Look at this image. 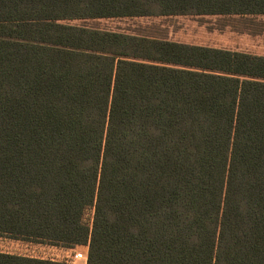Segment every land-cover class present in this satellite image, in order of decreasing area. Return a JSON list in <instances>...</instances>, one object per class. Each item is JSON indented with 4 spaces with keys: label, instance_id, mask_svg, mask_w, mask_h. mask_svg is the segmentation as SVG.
Segmentation results:
<instances>
[{
    "label": "trees",
    "instance_id": "16d2710c",
    "mask_svg": "<svg viewBox=\"0 0 264 264\" xmlns=\"http://www.w3.org/2000/svg\"><path fill=\"white\" fill-rule=\"evenodd\" d=\"M261 14L0 0V235L88 247L89 264H264V55L75 23Z\"/></svg>",
    "mask_w": 264,
    "mask_h": 264
},
{
    "label": "rangeland",
    "instance_id": "374dc122",
    "mask_svg": "<svg viewBox=\"0 0 264 264\" xmlns=\"http://www.w3.org/2000/svg\"><path fill=\"white\" fill-rule=\"evenodd\" d=\"M78 24L126 33H141L172 41L264 55V14L171 15L76 21ZM93 210L85 212L92 221ZM82 248L78 249L80 251Z\"/></svg>",
    "mask_w": 264,
    "mask_h": 264
},
{
    "label": "crops",
    "instance_id": "0c3cea01",
    "mask_svg": "<svg viewBox=\"0 0 264 264\" xmlns=\"http://www.w3.org/2000/svg\"><path fill=\"white\" fill-rule=\"evenodd\" d=\"M80 248H82L81 250L87 253L88 247L84 246L66 247L33 240L11 238L7 235H0V253L31 259L70 263L68 261V257L75 250ZM75 264L85 263L78 261Z\"/></svg>",
    "mask_w": 264,
    "mask_h": 264
},
{
    "label": "built area",
    "instance_id": "2783aa9c",
    "mask_svg": "<svg viewBox=\"0 0 264 264\" xmlns=\"http://www.w3.org/2000/svg\"><path fill=\"white\" fill-rule=\"evenodd\" d=\"M68 261L72 264L77 263L78 261H82L85 264H89L88 263V259H87V253L84 251H80V250H75L69 257H68Z\"/></svg>",
    "mask_w": 264,
    "mask_h": 264
}]
</instances>
